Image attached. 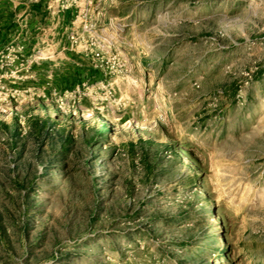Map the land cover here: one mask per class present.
Returning a JSON list of instances; mask_svg holds the SVG:
<instances>
[{
  "label": "rangeland",
  "instance_id": "1",
  "mask_svg": "<svg viewBox=\"0 0 264 264\" xmlns=\"http://www.w3.org/2000/svg\"><path fill=\"white\" fill-rule=\"evenodd\" d=\"M0 264H264V0H0Z\"/></svg>",
  "mask_w": 264,
  "mask_h": 264
}]
</instances>
